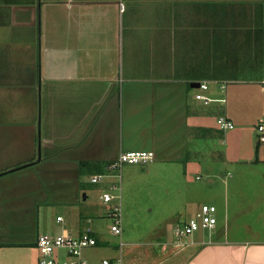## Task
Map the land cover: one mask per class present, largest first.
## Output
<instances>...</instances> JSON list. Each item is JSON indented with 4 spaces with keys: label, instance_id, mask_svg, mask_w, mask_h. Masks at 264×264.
<instances>
[{
    "label": "crops",
    "instance_id": "crops-1",
    "mask_svg": "<svg viewBox=\"0 0 264 264\" xmlns=\"http://www.w3.org/2000/svg\"><path fill=\"white\" fill-rule=\"evenodd\" d=\"M240 89L261 91L259 111L251 99L233 100ZM198 94L224 102L205 105ZM221 116L235 125L221 131L230 141L225 162L262 168L264 186V0H0V264H34L39 234H27L40 223L39 168L68 163L70 204L83 206L79 172L104 173L121 152L170 143L181 155L185 142L188 163L198 149L211 157ZM100 205L103 213L94 205L98 214L81 212L76 232H65L78 235L105 215ZM167 240L134 246L127 261L124 244L116 256L124 264H264V241Z\"/></svg>",
    "mask_w": 264,
    "mask_h": 264
},
{
    "label": "rangeland",
    "instance_id": "rangeland-1",
    "mask_svg": "<svg viewBox=\"0 0 264 264\" xmlns=\"http://www.w3.org/2000/svg\"><path fill=\"white\" fill-rule=\"evenodd\" d=\"M260 93L261 91L257 90L251 97L246 93V89H240L232 96L234 101L251 99L254 102V111H259ZM119 120L122 134L124 119L120 116ZM213 126L216 131V141L214 144L211 143L214 150L211 157L198 149L199 154L192 155L188 163L189 157L183 154L185 142L181 155V152H174L176 146L170 143L152 152L155 155V163L124 166L120 195L122 243L126 246L124 249L126 261L129 258L126 251L134 246L148 248L156 245L157 242L163 244L165 239L168 241L167 238L170 243H177L179 246L192 238L233 240L252 244L264 241V186L259 176L262 175L263 169L243 172L239 165L227 164L223 152L224 145H230L228 133L221 132L216 125V119ZM238 134L239 131H236L233 135L235 137ZM246 137L249 143L250 140L247 135ZM247 141L245 140V145ZM245 145L241 147H246ZM172 160L184 161L187 166L183 164L187 169H183L180 164L159 163ZM52 165L53 163L49 168L46 167L47 171L41 167L39 168L41 170L36 172L40 183V223L39 227L35 228L34 234L32 232L27 234L30 238L36 237L37 234L57 236L63 234L65 230L76 232L81 212L96 215L98 213L95 211L97 212L98 208L101 209L99 213L104 212L99 200L101 192L96 193L100 187L90 184V171L79 172V180L85 193L89 195V200L83 206L79 203L72 205L70 185H67L64 174L68 163L58 162L55 170L51 168ZM230 172L233 178L229 177ZM204 204L217 207L216 227L199 230L189 239H176L175 228L193 217ZM58 216L63 217L64 222L58 223ZM24 226L23 229L26 231L27 224ZM90 226L101 234L106 244L101 243L96 248L86 250L84 257L94 263L103 258L116 256L121 239L110 233L111 220L102 214L100 217H93ZM165 234L167 238H164ZM27 237L13 236L14 239L24 238L25 241ZM36 252L32 261L34 264H39L41 252L38 250ZM57 255L60 259L66 257L64 251L56 252Z\"/></svg>",
    "mask_w": 264,
    "mask_h": 264
},
{
    "label": "built area",
    "instance_id": "built-area-1",
    "mask_svg": "<svg viewBox=\"0 0 264 264\" xmlns=\"http://www.w3.org/2000/svg\"><path fill=\"white\" fill-rule=\"evenodd\" d=\"M203 92L209 90L207 84L200 85ZM224 90V88H222ZM196 99L205 105L224 100H215L204 94H198ZM217 126L222 132L232 131L235 125L232 121L224 116L217 119ZM259 131L263 132L264 127H259ZM260 141L264 142V136L260 137ZM155 160V155L147 151H130L121 152L119 156L106 166L104 173L92 175L90 184L93 186L103 187L99 196L100 203L106 207L105 216L111 220L110 233L121 239L118 246L119 251L124 248L122 243L123 225H122V170L125 165H148ZM217 207L214 205L204 204L186 223L177 226L174 234L177 238H187L194 235L202 229H214L218 224L216 217ZM57 222L62 223L63 217H57ZM88 226L78 235L64 232L57 236H39L37 248L41 252L39 264H124L122 255L103 258L97 262H90L84 257V252L93 249L105 243L100 233L94 231L90 224L92 218L87 219ZM106 244V243H105ZM64 251L66 257L60 259L56 256V252Z\"/></svg>",
    "mask_w": 264,
    "mask_h": 264
}]
</instances>
